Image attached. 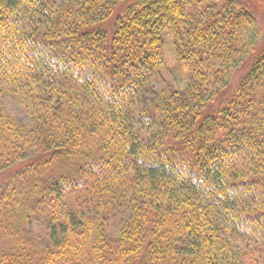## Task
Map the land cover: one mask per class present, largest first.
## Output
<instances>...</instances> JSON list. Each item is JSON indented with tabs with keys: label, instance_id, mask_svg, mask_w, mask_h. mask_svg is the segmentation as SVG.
<instances>
[{
	"label": "trees",
	"instance_id": "1",
	"mask_svg": "<svg viewBox=\"0 0 264 264\" xmlns=\"http://www.w3.org/2000/svg\"><path fill=\"white\" fill-rule=\"evenodd\" d=\"M0 264H264V0H0Z\"/></svg>",
	"mask_w": 264,
	"mask_h": 264
},
{
	"label": "rangeland",
	"instance_id": "2",
	"mask_svg": "<svg viewBox=\"0 0 264 264\" xmlns=\"http://www.w3.org/2000/svg\"><path fill=\"white\" fill-rule=\"evenodd\" d=\"M186 77L184 76L183 72L179 68V64L177 63V60L175 58L174 52L171 50V48L166 45L165 46V53L163 57L162 65L156 74L152 77V85L157 88V90L164 88V87H171V88H182L185 84ZM12 106V115L15 114L20 120L26 121L28 120L25 117V113L23 108L20 106L18 107L17 103L13 102L10 103ZM66 163V162H63ZM64 165V164H63ZM66 169H68V166H64ZM59 169L56 168L55 170ZM218 213L222 216V212L218 211ZM112 218V219H111ZM119 217H106V224L109 227V232L111 234L116 235V229L119 225ZM37 229H35V239L38 240V242H43L45 239L44 234V224L42 221H36L35 222ZM109 233V234H110Z\"/></svg>",
	"mask_w": 264,
	"mask_h": 264
}]
</instances>
